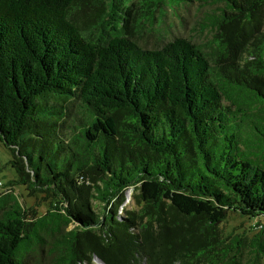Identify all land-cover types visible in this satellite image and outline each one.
<instances>
[{"label": "trees", "instance_id": "trees-1", "mask_svg": "<svg viewBox=\"0 0 264 264\" xmlns=\"http://www.w3.org/2000/svg\"><path fill=\"white\" fill-rule=\"evenodd\" d=\"M0 144V264H264V0H0Z\"/></svg>", "mask_w": 264, "mask_h": 264}, {"label": "rangeland", "instance_id": "rangeland-1", "mask_svg": "<svg viewBox=\"0 0 264 264\" xmlns=\"http://www.w3.org/2000/svg\"><path fill=\"white\" fill-rule=\"evenodd\" d=\"M199 3H191L187 7L179 9L176 14L172 12H167L160 24L161 40L172 39L174 37H184L186 39H191L193 42L202 45L207 49L208 37L205 33L201 32V21L203 18V12ZM157 41L153 39L148 40V45L152 46L156 44ZM9 159V154L6 149L0 144V196L5 197L7 195L14 196L18 199L21 205L26 204L31 206L34 204V200L27 198L22 187H10L5 186L8 179L12 178V175L6 170V163ZM132 190L127 192V200L125 202L126 209H134L131 200ZM41 202V201H40ZM26 203V204H25ZM39 212H44V207L37 208ZM232 227H237L236 229L245 228L246 234H254L256 230L248 228L249 222L241 220L238 216H232L229 221ZM240 222H242L240 225ZM44 263V262H43ZM89 264H103L98 259H93Z\"/></svg>", "mask_w": 264, "mask_h": 264}]
</instances>
